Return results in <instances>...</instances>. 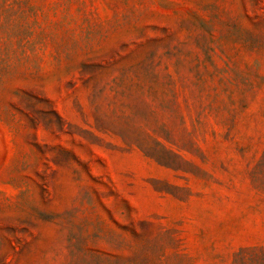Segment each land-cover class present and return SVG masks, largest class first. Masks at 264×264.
Returning a JSON list of instances; mask_svg holds the SVG:
<instances>
[{"label":"rangeland","instance_id":"374dc122","mask_svg":"<svg viewBox=\"0 0 264 264\" xmlns=\"http://www.w3.org/2000/svg\"><path fill=\"white\" fill-rule=\"evenodd\" d=\"M0 264H264V0H0Z\"/></svg>","mask_w":264,"mask_h":264}]
</instances>
